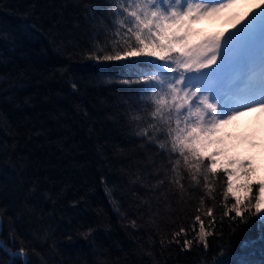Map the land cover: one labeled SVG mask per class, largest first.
Masks as SVG:
<instances>
[{
  "label": "trees",
  "instance_id": "16d2710c",
  "mask_svg": "<svg viewBox=\"0 0 264 264\" xmlns=\"http://www.w3.org/2000/svg\"><path fill=\"white\" fill-rule=\"evenodd\" d=\"M94 2L0 0V37H4L0 39V73L27 74L0 99V109L24 134L15 150L0 153V205L17 217L18 233L46 256L49 244L58 242V252L51 257L56 264H264V225L249 213H245L246 223H225L223 237L210 235L207 251L202 246L181 251L176 244L161 250V235L171 236L173 210H178L184 225L191 223V215L176 197L164 203L152 201V211L159 212L155 225L148 223L147 205L136 208L137 197L148 200L152 191L129 183L128 173L146 156L137 138L126 130L122 103L139 86L123 83L129 79L127 70L78 55L93 34L84 5ZM60 70L66 71L61 75ZM13 95L14 100L7 99ZM26 98L29 104L23 102ZM77 106L87 110V118ZM36 131L43 134L35 135ZM247 161L255 170V161ZM234 167L240 169L238 164ZM102 176L110 194L105 192ZM240 176L235 183L248 182L242 170ZM258 180H264V169L255 170L251 177L252 195ZM34 182L38 190L31 193ZM74 201H79L75 207ZM114 203H119V210ZM129 220H136L139 227L132 228ZM80 224L84 225L80 233L89 226L96 228L94 240L77 234ZM45 230L53 237L47 243L33 235ZM0 239V264H8V249L14 250L19 240L11 239L7 228L0 231ZM248 242L250 246L245 247ZM11 259L13 264H24L19 257ZM31 264H38L35 256Z\"/></svg>",
  "mask_w": 264,
  "mask_h": 264
},
{
  "label": "snow or ice",
  "instance_id": "6c2138e0",
  "mask_svg": "<svg viewBox=\"0 0 264 264\" xmlns=\"http://www.w3.org/2000/svg\"><path fill=\"white\" fill-rule=\"evenodd\" d=\"M237 3L238 0H96L84 5L93 34L90 44L78 55L127 70L129 79L123 83L139 86L131 89L133 95L122 103L126 130L137 138L146 156L134 172L128 173L129 183L152 191L148 200L137 197V210L147 205L148 223L155 225L159 212L152 211V201L164 203L176 197L178 205L186 206L191 215V223L184 225L178 210H173L171 236L161 235L162 251L172 244L181 251L201 246L207 251L208 237H223L225 223H246L245 213L257 215L264 225V180L255 182L256 194L252 195L255 170L251 162L229 160L222 164L217 159L222 151L213 148L223 144L218 134L224 125L244 112L264 110V0L243 17L234 18L232 27L225 32L194 39L198 35L193 28L197 21L232 9ZM60 71L63 75L66 70ZM26 75L0 73V99L18 87ZM72 88L77 89L75 82ZM7 99L14 100L15 96ZM23 102L29 104L30 98ZM77 111L88 117L85 108L77 106ZM23 135L0 109V153L15 150ZM237 163L239 170L234 167ZM241 170L248 182L236 184ZM101 183L110 194L103 176ZM37 190L34 182L30 192ZM240 191L245 195H239ZM110 199L114 198L110 195ZM78 204L74 201L73 207ZM113 206L119 210V203ZM8 213V207L0 205V231L7 228L10 238L19 240L14 250L8 249V264H13L12 257L31 264L33 256L38 264H56L51 257L58 252V242L49 244L46 256L25 242L17 231V217ZM129 224L139 227L136 220H129ZM83 227L77 226V234L94 240L96 228L89 226L80 233ZM33 235L44 243L53 239L50 230ZM145 254L154 258L152 251Z\"/></svg>",
  "mask_w": 264,
  "mask_h": 264
},
{
  "label": "rangeland",
  "instance_id": "374dc122",
  "mask_svg": "<svg viewBox=\"0 0 264 264\" xmlns=\"http://www.w3.org/2000/svg\"><path fill=\"white\" fill-rule=\"evenodd\" d=\"M259 3L261 0H238L234 8L197 21L193 25L198 32L194 39L199 40L205 36L225 32L232 27L234 18L243 17ZM218 135L223 139V144L214 145L213 148L222 151V155L217 157L222 164H227L229 160L238 162L254 160L255 170L264 169V110L256 109L242 113L224 125ZM239 195L244 196L245 192L240 191Z\"/></svg>",
  "mask_w": 264,
  "mask_h": 264
},
{
  "label": "water",
  "instance_id": "95a60500",
  "mask_svg": "<svg viewBox=\"0 0 264 264\" xmlns=\"http://www.w3.org/2000/svg\"><path fill=\"white\" fill-rule=\"evenodd\" d=\"M0 244H2L1 239H0Z\"/></svg>",
  "mask_w": 264,
  "mask_h": 264
}]
</instances>
